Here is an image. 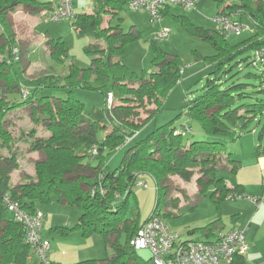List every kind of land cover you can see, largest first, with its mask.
Instances as JSON below:
<instances>
[{
  "label": "trees",
  "instance_id": "trees-1",
  "mask_svg": "<svg viewBox=\"0 0 264 264\" xmlns=\"http://www.w3.org/2000/svg\"><path fill=\"white\" fill-rule=\"evenodd\" d=\"M130 1L95 0L92 13L74 14L72 24L78 35L98 40L85 47L86 52L94 55L89 67L72 63L66 74L49 69L28 75L14 52L19 42L8 14L20 3L45 7L49 4L45 0H0V27L4 37L0 43V55H4L0 58V264H29L31 254L26 228L9 209L6 194L32 215L38 211L44 213L42 205L55 200L79 208L81 215L75 225H56L54 229L64 235L77 231L86 238L99 234L111 251L104 259H86L72 264H150L152 255L145 259L130 240L151 216L161 211L159 205L144 220L138 213L128 217L126 211L134 185L142 174L153 177L158 204L160 194H164L163 217L168 226L167 219L173 214L168 208L174 199L167 198V182L172 176L189 182L196 172L200 173L197 178L200 193L207 195L210 190L218 206L227 198L245 195L241 184L228 185L224 177L217 176V169L225 167L232 172L239 169L241 160L227 152V142L255 131L253 122L261 125L256 152L259 155L264 151V98L243 102L252 97L251 84L230 80L232 75H225L241 53L251 51L253 55L241 61L255 66L264 61L263 0H214L219 8L217 14L239 22L247 15L254 22V32L237 43H231L228 33L217 28L195 25L185 14H169L170 6L174 5L162 9V17L171 15L216 50L213 55L198 56L197 59L211 64L214 69L209 72L201 92L188 101L183 112L188 120L198 122L202 135L198 134L206 138L186 140L184 133L191 125L180 127L173 118L128 147L121 164L111 169L108 160L129 142L128 138H133L166 108V101L182 74L180 57L160 47L156 37L152 40L154 57L149 75L140 77L119 59L138 32L124 31L119 24L103 27L102 23L105 15H117ZM48 44L53 67L59 66L73 46V37L50 38ZM256 77L261 78L258 91H264V70ZM57 87L67 88L66 98L43 94L46 89ZM77 87L101 90L107 104L84 114V103L74 95ZM109 92L118 99L116 102L108 103ZM150 103L156 104V108L142 119L141 109H146ZM23 106H30L32 119L45 125L48 136L36 135L31 129L16 137L7 130L4 120L7 113ZM99 132L104 133L101 139ZM21 142L26 145L23 149ZM94 148L96 153H93ZM36 151L43 156L34 163V174L23 172L20 182L13 185L12 173L20 167L21 154ZM92 159L97 161L96 165L92 164ZM44 219L45 213L43 223ZM218 222L219 219L197 229L213 230ZM123 234L126 244L120 241ZM230 264L249 263L244 254L236 253Z\"/></svg>",
  "mask_w": 264,
  "mask_h": 264
},
{
  "label": "rangeland",
  "instance_id": "rangeland-1",
  "mask_svg": "<svg viewBox=\"0 0 264 264\" xmlns=\"http://www.w3.org/2000/svg\"><path fill=\"white\" fill-rule=\"evenodd\" d=\"M38 1L44 2V0ZM94 1L95 0H75V16L76 14L91 12ZM23 5L26 4L20 3L17 6L21 7ZM198 6V8L196 7L197 9H190L186 11L178 6H174L172 10L177 14L186 13L192 19L191 21L198 26L205 27L207 29H216L218 22L213 19V16L219 9L217 3L214 0H200ZM190 14L192 16H190ZM37 16L39 18V24L36 29L38 33L32 27V24L29 25V22H24L22 19L18 18L14 19L15 38L19 41L18 47H15L18 55L17 59L21 61V66L26 69V73L28 75H34L50 70H53L58 74H66L68 73L69 67L72 63L80 67L90 66L94 55L86 52L85 47L87 45L97 43L98 40L89 36L78 35L77 30L72 24L76 18L75 16L61 18L58 20L51 19L49 16ZM241 19V22L244 25L241 34L236 35L234 33H230L227 36L231 43H237L247 38L254 32L255 24L252 19L247 15H243ZM110 23L111 25L119 24L124 31H129L134 25L138 28L137 37L129 42L127 51L119 56V59L126 63L132 70L136 71L140 77L143 75H149L152 70V59L154 57L152 40L163 26H169L171 28V33L168 37L158 40L157 44L168 53L179 56L182 63L181 80H179V82L172 89L166 101V108L163 109L155 119L149 121L133 136V138H128L129 142H127L125 146L118 150L110 158V160H108L110 167L117 168L121 164L128 147L145 138L155 127L160 126L173 118L175 119L176 125L180 127L184 126L183 124L191 125V129H187L184 133V138L186 140L188 139L192 141L206 138L205 136H201L202 130L198 122L188 120L187 116L183 114V112H185L184 106L188 103V101L192 100L194 96L201 92L203 85L208 79L209 72L212 71L207 70V63L205 61H199L197 58L198 56H209L215 54L216 50L214 47L208 41L191 33L185 28V26L170 15L164 16L162 20L152 21L151 16L147 12H140L139 10L132 9L129 5H126L117 15L111 17ZM65 36L73 37V46L69 50L67 56L63 58L64 61L59 63V66L57 65L53 67L54 63L51 57V47H49V44H46V39H48V37L58 38ZM252 55L251 51L241 53L240 57L232 61V67L228 74L225 75H232L230 80L235 79L236 81L251 84L249 86V90L252 91V97L243 99V102L245 103L254 102L257 98H264V91H258L261 84V78L256 77V75H260L262 73V69L264 70V61L260 62L259 66L250 64L249 61H241L243 57ZM1 56L3 57L4 55L2 54ZM239 61H241V63H238ZM111 86L112 84H110V87ZM66 90L67 88L64 87L49 88L43 91V94L66 98ZM74 95L84 103L83 112L86 115L92 113L94 110L104 108L107 104L105 94L98 89L77 87L74 89ZM117 100L118 99L114 97L112 102L114 103ZM155 108L156 104L150 103L147 105L146 109H141L140 113L142 119H145L153 110H155ZM178 113H180L179 117L177 116ZM4 120H6V122L11 121L6 123L5 127L7 130L12 131L13 135L16 137L23 128L27 130V132L33 129V131H36V135L46 137L49 134V132L45 129V125L41 122L37 123L32 119L30 106H23L9 111ZM255 123L256 122L252 123V126L256 127L255 131L245 132L239 139L227 142V152H231L233 157H241L242 150L247 151L248 149H253V143L249 140L252 135L255 136L254 138L258 144L261 125L256 126ZM198 132L201 135L198 134ZM103 136V132L98 133V137L100 139L103 138ZM247 136H249L248 139ZM22 147L25 148V144H20L21 149H23ZM28 154L29 153L21 154L19 159L20 168L15 172V177L19 178L21 172L30 173L34 171V164L32 162L33 157ZM91 162L94 165L97 163L95 159H92ZM220 165H223V163ZM199 175L200 173L196 172L189 182L176 175L172 176L167 182L169 187L167 198L168 200L170 198L174 199L169 210L171 212H175V209H178V206L182 203L179 214L171 216L167 219V221L175 232L181 233V237L187 234L188 229L206 225L220 217L223 218L226 227L233 226L235 222L244 219L243 213L235 215L239 212V210H241L239 207L247 209V204L242 203L240 206L237 204L239 203L238 200L242 199V196L236 199L228 198L218 206L216 200L210 196V190L207 192V195L205 194L206 196L202 195L197 190V178ZM217 176L224 177L229 183H235L238 174L227 168L219 167L217 169ZM133 190L134 192L130 196L126 207L128 217L138 213L141 219H147L156 208V205H159V210H163L164 194H160L161 201L158 204L156 183L152 176L149 174H142L137 183L134 185ZM187 192L191 194L190 199H186L185 197ZM42 208L45 213V220H48L43 223V231L46 237H50L52 244V252L48 254L49 262L47 264H67L79 261L81 258L71 260L70 262L69 259L60 260V257L68 255L75 247L78 246L79 240L83 238L81 237V233L75 231L74 233L64 235L54 229L56 225H65L64 219L72 210H78L80 213L79 208L76 205H65V203L58 200L43 204ZM255 208L256 205H254L252 210L255 211ZM77 220L78 218L73 220L69 226L71 227L75 225ZM246 222L247 221L245 220V226L247 224ZM255 237L256 239L252 241L253 243H250V246L253 249V259L256 257L257 261L252 262L250 260V251L247 252V259L249 262H252H250V264H264V225L255 227ZM96 238L102 241V237L99 234H94L84 239L86 241H93L96 240ZM120 241L122 244H126L127 239L125 234L121 236ZM246 241H250V239L248 240L246 237ZM103 246L104 248L103 250L101 249V251H98V248H96L92 252L93 256L90 258H105L107 256L106 248H108V253L111 249L106 247L104 243ZM81 248L83 249V247ZM254 252H256V256ZM138 253L145 259H149L151 256L150 251L147 249L139 250ZM149 262L150 264H154L152 259H150ZM29 264H42V259L38 254H36L32 257V259H30Z\"/></svg>",
  "mask_w": 264,
  "mask_h": 264
},
{
  "label": "built area",
  "instance_id": "built-area-1",
  "mask_svg": "<svg viewBox=\"0 0 264 264\" xmlns=\"http://www.w3.org/2000/svg\"><path fill=\"white\" fill-rule=\"evenodd\" d=\"M50 10L49 18L58 20L73 17L75 14V0H45ZM200 0H131L129 7L139 11H145L151 16L152 21L162 19V9L168 5H179L184 10L195 9ZM218 22L217 29L228 34H241L244 25L229 16L217 14L213 16ZM171 28L163 27L155 36L162 39L169 36ZM16 53V49H15ZM16 58L18 55L16 53ZM114 94L109 92L108 103H113ZM96 153V148L93 149ZM103 190V189H101ZM231 197V196H230ZM240 196H235L238 198ZM253 200L257 204L264 203V193ZM5 201L15 217L23 222L27 231V242L31 247V254H38L42 262H49L50 240L42 233L44 213L38 211L30 214L19 204L14 203L9 195H5ZM246 229H218L215 239L212 241L182 242L177 232H174L166 224L162 211H157L137 231L130 240V244L136 250L147 249L152 255L154 264H220L222 260L232 261L236 253L245 254L248 245L245 240Z\"/></svg>",
  "mask_w": 264,
  "mask_h": 264
},
{
  "label": "crops",
  "instance_id": "crops-1",
  "mask_svg": "<svg viewBox=\"0 0 264 264\" xmlns=\"http://www.w3.org/2000/svg\"><path fill=\"white\" fill-rule=\"evenodd\" d=\"M263 3H264V0H263ZM198 5H199V3H198ZM93 6H94V2H93ZM174 6H178V7L182 8L179 5H174ZM174 6H170V8H169V14L175 13L172 10ZM17 7L18 6H16L15 9H13L8 14V18H9V20L12 23V27H13L14 33H15V29H14V23L15 22H14V19H17L18 18V19H22L24 22H29V25L32 24V27L36 31L37 26L39 24V18H38L37 15H40V17H42V16H46L47 17L48 16V13H49L47 11H49V9H50L49 8L50 6L45 7V6H42V5H40V6H38V5H36V6L23 5L21 7H18V8ZM197 8H195V9H197ZM92 12H93V8H92V11L89 12V13H92ZM140 12H145V11H140ZM216 14L217 13H215L214 16ZM185 15L188 16L186 13H185ZM165 16H169V15H165ZM190 16H192V15L190 14ZM111 17H113V16L112 15H105L104 16L103 23H102V26L103 27H107V26L111 25V23H110ZM188 18L190 20H192L189 16H188ZM165 27H169V26H165ZM131 29L133 31H137L138 32V28L136 27V25L132 26ZM157 33H156V35H157ZM38 36H39V34H38ZM166 37H168V36H166ZM166 37H164V38H166ZM164 38H162V39H164ZM49 39H50L49 37H48V39H46V44L47 45H48V40ZM3 41H4V37L2 35V29L0 27V43H2ZM200 60H202V59H199V61ZM206 68H208L207 70H212L213 69V66L211 64L207 63V67ZM25 107H28V106H25ZM8 122H11V121H7L6 123H8ZM23 131H25L24 128L21 129V131L18 134L20 135V133H22ZM252 136L249 138V140L253 143V149H248L247 151L246 150H242L241 157L240 156L238 157L241 160V166L235 172V173L238 174V176L236 177V182L235 183H229L226 180L227 183H228V185H230V186H235L236 184H241L242 185L243 193L245 195L242 196V199H239L238 200L239 203H237V204H239V206H240V204L245 203V204H247V209L242 208V207H239V209H241V210H239V212L236 213L235 215L243 213L244 219H241L238 222H235V224L233 226L226 227L225 226L226 224H225L223 218L220 217V218H218L219 219L218 224L215 225V227H214L215 229H213V230L202 231V230L197 229V228L206 226L209 223H211L213 221H216L218 219H215V220L209 222L206 225H202L200 227L198 226V227H194V228L188 229L187 234L184 235L183 237H181V233L178 232L179 235H180V240H183V241H185V240H205V241H212V240L215 239V234H216V232H217L218 229H223V230H231V229H235V228H237V229H246V231H245V240H246V237L248 238V240L250 239V241H246V243L248 245L247 252L250 251L249 257H250V260L252 262H256L257 261V258L256 257L253 259V249L251 248L250 243H253L252 241L256 239V237H255V227H260V226H263L264 225V208H263L264 203L263 204H257L254 200H251V199L256 198V197H259V196H261L264 193V151H262V154H259V155L257 154V152H256L257 143H256V140L254 138L255 136L254 135H252ZM248 137L249 136H247V139H248ZM20 144H24V143L21 142ZM254 144H255V150H254ZM22 148H24V147H22ZM29 154L32 155L31 157H33L32 158L33 159L32 160L33 164L37 160L42 159V156H43L42 153L41 152H38V151L29 153ZM109 166H110V164H109ZM110 168L111 169H115V168H112V167H110ZM223 168H225V167H223ZM18 169H15L13 171V173H12V184L13 185H16V184H18L20 182V178H21V176L23 174V172H21V175H20L19 178L15 177L14 174H15L16 171H18ZM34 172H35V170L33 172H30V173L28 172V174H34ZM200 188L201 187L197 183V190L199 192H200ZM190 195L191 194L187 192V196H188L189 199H190ZM231 199H236V198H231ZM181 205H182V203L178 206V209H175L176 211L173 212L172 216H175V215L179 214L180 206ZM254 205H256L255 211L252 210L254 208ZM168 209H170V208H168ZM161 211L164 212L165 209H163ZM80 215H81V211L79 213L78 210H72L71 212L68 213V215L64 219L65 220L64 221L65 225H70V223L73 222V220H76V218L79 219ZM245 220L247 221L246 222L247 223L246 226H245ZM47 221H48L47 219L46 220L44 219V222H47ZM43 228H44V224H43ZM170 228H171V226H170ZM247 232H248V234H247ZM43 233H44V231H43ZM44 236H46V235L44 234ZM81 237H83V236L81 235ZM47 238L50 239V237H47ZM84 238H86V237L81 238V240H79L78 246L75 247L68 255H66L64 257L63 256L60 257V260L61 259H69L70 262H71V260H76L78 258H81V259H79V261L86 260V259H98V260L104 259V258H90L91 256H93L92 255V252L96 248H98V251H101V249L103 250V248H104L103 243L107 247L104 239L102 238V241H103L102 242L101 240H98V238H96V240H93V241H86ZM50 242H51V240H50ZM81 247H83V249ZM51 248H52V244H50V253L52 252ZM106 249H107V255H108V248H106ZM247 252L244 254L245 257H246V259H247ZM254 254L256 256V252H254ZM34 255H36V254H33L30 257V259H32V257ZM84 256H86V257H84ZM79 261H77V262H79ZM247 261H248V259H247ZM250 262L248 261L249 264H250ZM74 263H76V262H74ZM67 264H72V263H67ZM220 264H230V262H228L227 260H222L220 262Z\"/></svg>",
  "mask_w": 264,
  "mask_h": 264
}]
</instances>
